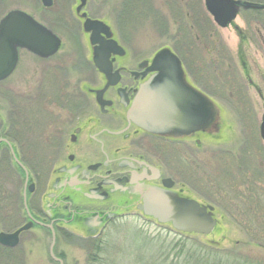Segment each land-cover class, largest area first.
<instances>
[{
  "label": "rangeland",
  "instance_id": "obj_1",
  "mask_svg": "<svg viewBox=\"0 0 264 264\" xmlns=\"http://www.w3.org/2000/svg\"><path fill=\"white\" fill-rule=\"evenodd\" d=\"M190 1L87 0L82 12L110 25L114 37L141 57H151L163 47L181 50L175 42L179 35L182 43H193L191 47L183 44L182 50L189 53L182 59L191 77L196 78L199 73L205 92L217 105L219 127L214 135L208 134L210 138H205L200 151L193 147L194 156L188 153V159L197 162L196 154L201 152L204 188L197 192L198 176L195 168L189 166L187 187L175 193L211 206L217 224L208 236H180L170 227L160 226L140 215L120 218L99 236L92 248L78 234L69 241L61 239L59 249L66 254L65 264H167L173 253L181 250L175 244L185 237L188 239L178 258L181 264H195L191 255L186 256L187 249L192 244L207 245L206 242H212L210 250L215 248L224 261L239 260L237 256H242V264H264V174L259 180L260 163L264 169V135L260 133L264 114V26L259 24L256 28L251 22L254 15L249 10L254 9L240 8L234 21L221 28L207 11L204 0H198L201 20L206 17L211 24L207 32L211 35L209 41L216 45L206 47L207 41L194 40V32L188 30L194 8H189ZM238 1L264 5V0ZM79 4L80 0H53L49 9L41 0H0V19L12 9L22 10L51 29L62 43L57 55L47 60L26 50L19 51L16 70L0 84L1 91L8 89L14 93L15 107L20 106L17 96L27 88L42 84L49 89L44 90L45 93L52 96V89L63 83L66 88L80 85L77 80L81 75L77 71L72 76L62 73L63 68L75 70L81 56L84 60L88 58L89 42L82 31L83 20L79 21L81 16L75 12ZM59 10L63 15H56ZM243 35L247 36L246 41H241ZM223 55L219 66L218 59ZM50 65H59L62 69L51 75L45 69ZM0 102L5 110L7 101L0 96ZM49 243L48 238L45 246L34 247L28 264H53L45 256ZM168 251L169 260L163 261L162 256ZM97 254L98 259L93 260L91 255ZM0 264H23L19 247L0 254Z\"/></svg>",
  "mask_w": 264,
  "mask_h": 264
},
{
  "label": "flooded vegetation",
  "instance_id": "obj_2",
  "mask_svg": "<svg viewBox=\"0 0 264 264\" xmlns=\"http://www.w3.org/2000/svg\"><path fill=\"white\" fill-rule=\"evenodd\" d=\"M49 2L44 5L41 0L45 8L51 9L53 0ZM83 8L79 13L75 10L76 15L83 13ZM56 15L63 13L59 10ZM83 33L89 42L87 59L81 56L75 70L59 65L45 68L51 75L60 68L70 76L77 71L80 85L66 88L63 83L52 89V96L45 93L49 89L42 84L27 88L17 96L19 108L15 107L11 90H0V96L7 101L5 110L0 102V234L12 235L24 228L17 234L14 246L9 245L12 237L5 239L7 244L0 241V254L19 247L23 264L32 258L28 256L34 247L45 246L48 238L45 256L53 264L66 261V254L59 249L61 239L69 241L78 234L94 247L99 236L120 218L142 216L138 206L145 192L185 190L189 166L198 176L197 192L204 188L201 152L196 154L197 162L190 161L188 153L194 156L193 147L200 151L205 138H210L207 133L157 135L143 130L129 117L141 85L153 74L148 68L158 50L151 57H141L113 34L122 54L109 55L111 69L107 77L95 67L94 46L89 33ZM57 53L40 59H51ZM179 59L187 82L213 101L199 73L191 77L185 62ZM223 59L224 55L218 62ZM262 165L259 180L264 174Z\"/></svg>",
  "mask_w": 264,
  "mask_h": 264
},
{
  "label": "water",
  "instance_id": "obj_3",
  "mask_svg": "<svg viewBox=\"0 0 264 264\" xmlns=\"http://www.w3.org/2000/svg\"><path fill=\"white\" fill-rule=\"evenodd\" d=\"M42 1L44 5L50 4L49 0ZM85 3L86 0H80L77 13ZM204 4L221 28L236 18L240 8L264 9L262 4L238 0H204ZM80 16L84 18L83 31L89 33L90 44L94 46V65L108 77L111 69L108 57L111 53L122 54V49L107 23L89 18L84 12ZM60 45L59 37L31 15L18 9L9 11L0 20V81L15 69L20 49L48 58L57 53ZM148 70L153 74L141 85L129 111V117L140 128L162 136H191L199 131L215 134L220 116L217 105L187 82L179 57L169 47L155 53ZM260 128L264 135V114ZM141 198L138 209L144 216L155 219L159 224L170 223L176 232L209 235L217 224L213 208L194 199L158 190L147 191ZM23 229L12 235L1 233L0 241L7 244L5 239L12 237L13 242L9 245L14 246L17 234Z\"/></svg>",
  "mask_w": 264,
  "mask_h": 264
},
{
  "label": "trees",
  "instance_id": "obj_4",
  "mask_svg": "<svg viewBox=\"0 0 264 264\" xmlns=\"http://www.w3.org/2000/svg\"><path fill=\"white\" fill-rule=\"evenodd\" d=\"M192 1H190L191 5H189L190 6L189 8H191V7H194V8L192 10V13H190L191 15L189 14L190 18H189V22L187 24L188 30L194 32V35L192 38L194 40H199L202 43L207 41L206 42L207 44L205 43L206 47H209L210 45L216 46L215 43H212L211 41H209L211 38V35L209 33H207L209 31L208 29H210V27H211V24L209 23V21L206 17L203 20H201L200 10H199V1L195 0L194 3ZM135 10H137L136 7H135ZM194 11H197V12L195 13ZM249 11L252 12L254 15L253 19H251V22L253 24H255L256 28H258L259 24L263 27L264 26L263 25L264 20L262 18L263 17L262 15H264V13H262V12H264V11H262V10H249ZM201 15L203 16V10L201 11ZM252 23H249V24H252ZM246 37L247 36L245 35V37L242 38V41H246ZM176 38H177L176 39L177 41L175 40V42H177L176 44L180 45L181 50H174V51L182 59V56L187 55V53H189L188 50L187 51L182 50L184 45H186L187 47H189V46L191 47V45H193V43L192 42H190V43L189 42H187V43L183 42L182 43V37L180 35ZM209 42H211V43L209 44ZM180 47H179V49H180ZM240 216L244 217V215L243 216L240 215ZM180 236H186V235H180ZM186 239H188V238L185 237V238L177 241V243L175 244V247L178 246L179 248H181L180 252H179V250L177 252H174L172 257H171V260H169V258H168L170 252L169 251L166 252V254L162 256L163 261L169 260V262L167 264H181V261L178 258H181L182 254H183V251L185 248L184 242L186 241ZM206 243H208V244L207 245L204 244L203 245L204 247L202 245L199 246V245L192 244L191 248L187 249V255L186 256L189 257L191 255L195 264H242V262H241L242 256L241 257L237 256L236 259H239V260H234V261L233 260H230V261L225 260L224 261V259H222V256L218 253V251L216 252L214 250L215 248L213 250H210L211 248L209 246L213 247L212 242H210V243L206 242ZM207 248H209L208 249L209 251H207ZM96 256H98V254L94 255V256L91 255L93 260L98 259V257H96ZM160 264H166V263H160ZM186 264H187V262H186Z\"/></svg>",
  "mask_w": 264,
  "mask_h": 264
}]
</instances>
